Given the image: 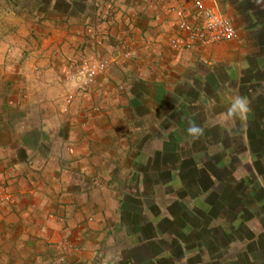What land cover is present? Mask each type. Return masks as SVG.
I'll use <instances>...</instances> for the list:
<instances>
[{
	"label": "rangeland",
	"instance_id": "1",
	"mask_svg": "<svg viewBox=\"0 0 264 264\" xmlns=\"http://www.w3.org/2000/svg\"><path fill=\"white\" fill-rule=\"evenodd\" d=\"M48 1L51 9L46 13ZM101 1L104 2L102 6ZM231 2L235 10L228 17L235 28L248 37L246 42H219L203 50L175 51L165 43L166 38L174 34L171 26L165 27L168 26V19L161 25H154L156 21L152 18L154 23L146 26L141 41L149 37L153 43L147 46L145 41L139 42L138 48L130 50V58L121 63L120 72L115 69L104 74V78L114 82L118 92L124 89L127 92L133 84L156 83L159 79L166 86L168 84L172 92L176 85L189 84L174 92L175 96H171L161 109V127L146 123L144 136L138 138V145L133 147L134 152L139 151L135 154L136 169L127 175L119 189L122 192L127 190L131 195H122L121 215L110 219L112 234L106 237L107 242H112L106 246V252L115 260L114 264H264V0ZM57 3L63 1L0 0V54H5L6 58L11 49L16 46L21 48L23 44L31 51L29 46L32 44L35 47L36 44H28L27 40L33 31L34 37L44 36V30L48 29L55 16L53 8ZM168 3L170 1L167 0L165 5ZM111 4L119 10L118 20L114 18V13L118 11H111ZM85 6L82 22L73 18L65 20L69 26L75 23L83 25L88 32L89 42L84 52L71 50L73 55L69 54L70 46L74 48L82 42V32L77 28L69 32L68 45L64 46L63 54L65 57L66 53V58L73 65L82 57H100L111 53L110 49L106 50L108 44H103L102 48L94 42L95 36L102 34L99 31L107 30L96 31V17L106 23L111 22L110 26L117 23L118 29L125 31L123 28L130 19L145 18L146 15L141 13L142 8L137 10L127 0L87 1ZM106 6L108 12L103 10ZM108 37L112 38L111 35ZM124 40L122 37L121 41ZM213 46H219L214 50L215 58L205 57L206 51L212 53ZM136 50L154 51L153 54L161 56L155 60L153 57L145 59V56L139 57ZM145 55L148 57V54ZM141 59L150 64L140 67L136 61ZM0 65L3 69L4 64ZM191 68L204 72L200 81L194 84L182 76V72ZM189 78L192 79V76ZM236 96L246 98L249 103L250 111L245 120L227 118L232 99ZM190 124L203 129V134L198 138L190 136ZM188 141L194 159L205 162L209 174L212 170L218 180L217 185L208 187L197 199L187 195L189 188H194L196 183L191 169L194 165L190 162L181 167L183 153L174 159L175 164L171 158L169 163L155 161L157 153L181 152L180 147L186 146ZM171 168H177L176 175L170 174L174 171H170ZM175 186L179 188L176 194L181 198L178 202L172 195L175 193L170 191ZM227 188L234 189L244 199L235 206V213L240 211L238 216L243 220L232 234L226 235L225 230L231 228L229 223L235 218L230 211L225 212L220 207L219 192ZM188 200L189 207L185 205ZM169 203L174 205L177 218L174 223L160 219V214L171 217L164 209ZM242 206L244 210H241ZM222 213L226 221L217 219L216 216ZM191 233L194 235L190 236ZM177 241L186 245V254L177 248ZM157 257L163 259L156 263L154 260Z\"/></svg>",
	"mask_w": 264,
	"mask_h": 264
},
{
	"label": "crops",
	"instance_id": "2",
	"mask_svg": "<svg viewBox=\"0 0 264 264\" xmlns=\"http://www.w3.org/2000/svg\"><path fill=\"white\" fill-rule=\"evenodd\" d=\"M62 1L54 5L55 16L44 36L34 37L33 31L27 40L36 44L29 46L31 51L23 44L11 49L6 58L0 54V64H4L3 69L0 65V182L10 195L8 201H0V264H114L106 252L112 242L106 237L112 234L110 219L121 215L123 194L119 189L136 169L135 154L139 151L134 152L133 147L144 136L146 123L161 127V109L182 86L176 85L172 92L158 78L159 82H140L130 85L127 92H118L103 74L93 88L76 92L69 111H64L63 98L74 91L67 82L72 62L63 54L69 32L73 28L82 32V42L70 46V55L84 52L89 42L86 27L78 23L69 26L65 20L82 22L87 1L95 0ZM168 1L188 4L191 0ZM127 2L137 10L142 8L146 15L130 19L125 31L118 29L117 23L110 26L111 22L99 17L94 20L96 31L107 29L99 31L102 34L94 41L103 36V44L109 45L108 56L116 58L111 72H120L125 61L121 50L136 49L145 41H141V34L154 23L152 18L154 25L163 24L167 18L165 27L176 31L171 17L163 12L167 0ZM232 2L215 0V5L230 16L235 10ZM100 3L102 6L104 2ZM49 4L45 5L46 13L51 9ZM109 7L118 11L114 13L118 20L119 10L112 4ZM107 8L103 10L108 12ZM238 34V39L227 43L248 40L239 30ZM218 47L213 46L212 53L208 50L204 56L213 57ZM136 51L145 59L161 56L154 51ZM145 59L136 62L143 68L150 64ZM203 73L191 68L182 76L194 84ZM185 85L189 84L184 82L182 87Z\"/></svg>",
	"mask_w": 264,
	"mask_h": 264
},
{
	"label": "built area",
	"instance_id": "3",
	"mask_svg": "<svg viewBox=\"0 0 264 264\" xmlns=\"http://www.w3.org/2000/svg\"><path fill=\"white\" fill-rule=\"evenodd\" d=\"M175 24L176 31L169 35L165 43L175 51L189 52L202 49L219 42H228L238 39V30L231 19L221 13L215 0H191L188 4H168L165 7ZM96 45H103V36L94 41ZM153 43L151 38H145V44L150 46ZM130 50H121L120 57L123 60L129 59ZM116 61L114 56L82 57L67 75V82L74 91L67 93L63 98L64 111H69L76 92L90 90L96 84L97 78L105 74ZM122 88V87H120ZM10 195L6 186L0 182V201H8Z\"/></svg>",
	"mask_w": 264,
	"mask_h": 264
},
{
	"label": "trees",
	"instance_id": "4",
	"mask_svg": "<svg viewBox=\"0 0 264 264\" xmlns=\"http://www.w3.org/2000/svg\"><path fill=\"white\" fill-rule=\"evenodd\" d=\"M221 2V1H220ZM189 146H190V143H189V141H188V144L186 145V146H183L182 148L180 147V151L181 152H178V153H176V152H173V153H170V152H166V153H164V152H162V153H157L156 154V158H155V161L158 163V162H163V161H167V163H169V159L171 158V159H175L176 160V158L180 155V153H183V157L181 156V160L183 161V166H181V167H183L184 168V165H187L188 163H192L193 165H194V168H191L192 169V172L195 174L194 175V182L196 183V185L194 186V188L192 187V188H189V192L187 193V195L188 196H190L192 199H197L198 197H199V195L201 194V192H203V191H206V189L209 187V188H211V187H213L214 185H217L218 184V180H217V178L214 176V173L212 172V170H211V174H209V172H208V169H207V167L205 166V162H203L202 160H195L194 159V157H193V154H192V152L193 151H191L190 149H189ZM174 160V162H173V164H175V161ZM173 164H170L172 167H173ZM167 166V165H166ZM182 168V169H183ZM177 168H171V170L170 171H172V170H174L172 173H170L171 175H176L175 173L177 172V170H176ZM178 189L179 188H177L176 186H175V188H172L170 191L171 192H174L175 194H172V195H175V199H176V201L178 202V200H180L181 198H179L178 196H177V194L176 193H178L179 191H178ZM126 191L127 190H124L123 192H122V194L123 195H131V193L129 192V191H127V193H126ZM197 191H199V192H197ZM167 195H169V194H167ZM219 195H220V199H221V202H220V207L222 208V209H224V211L225 212H231V215L234 217L235 216V218H234V220H232V221H230V226H231V228H228L227 230H225V232H226V235L228 234V233H231L232 234V231H234L235 229H236V227L238 226V224L241 222V217L240 216H238L239 214H240V211H239V213H235V206L238 204V203H242L240 200H242V198H243V196L241 195V194H239V193H237V192H235V190L233 189H231V188H227V190H221L220 192H219ZM249 196V193H248V195L246 196V198ZM245 197V196H244ZM174 199V200H175ZM244 199V198H243ZM195 201V200H194ZM194 201H192V202H194ZM243 201V200H242ZM189 200L188 201H185V205L187 206V207H189ZM172 203H169V204H167L166 205V208H164L166 211H167V213H169V215L171 216L170 218H168V215H166V216H164V215H162V214H160V219L162 220V219H164V220H170L171 222H173L174 223V221L173 220H175V219H177L176 218V216H175V211H173V207L172 206H174V205H171ZM154 207V206H153ZM160 208V207H159ZM161 209V208H160ZM245 209V207H243L242 206V208H241V210H244ZM249 209V208H248ZM232 211H234V213L232 212ZM264 212V211H263ZM153 213L154 212H152L151 214L153 215ZM217 217V219H219V220H221V221H226V220H224L225 219V217L226 216H224V213H222L221 215H219V216H216ZM181 218L182 217H180V220H181ZM243 220V219H242ZM175 222H176V220H175ZM178 222V221H177ZM237 225V226H236ZM232 228H233V230H232ZM196 233H197V231H195ZM194 235V233H191V235L190 236H193ZM175 240V239H174ZM178 242V249L179 250H181V252L183 253V254H186V251H187V249L188 248H186V245L184 246V243L183 242H180V241H177ZM174 244V243H173ZM175 245V244H174ZM174 245H172L171 247L173 248L174 247ZM191 247H195V245L194 246H191ZM197 247V246H196ZM190 248V247H189ZM202 247L200 246V249H201ZM198 249H199V247H198ZM171 250V249H170ZM180 252V251H179ZM180 254V253H179ZM168 255V254H167ZM156 256H158V255H156ZM157 260H154V262H160V260L161 259H163V258H156ZM159 259V260H158ZM165 264V263H164ZM209 264V263H208Z\"/></svg>",
	"mask_w": 264,
	"mask_h": 264
},
{
	"label": "clouds",
	"instance_id": "5",
	"mask_svg": "<svg viewBox=\"0 0 264 264\" xmlns=\"http://www.w3.org/2000/svg\"><path fill=\"white\" fill-rule=\"evenodd\" d=\"M249 111L250 108L247 99L241 96H236L232 99L227 112V118L245 120ZM188 134L193 138H198L203 134V129L195 124H190Z\"/></svg>",
	"mask_w": 264,
	"mask_h": 264
}]
</instances>
